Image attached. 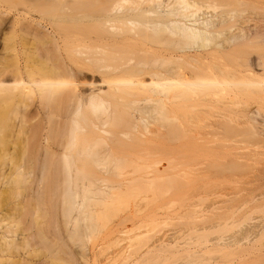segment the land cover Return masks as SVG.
Instances as JSON below:
<instances>
[{
	"label": "bare ground",
	"instance_id": "1",
	"mask_svg": "<svg viewBox=\"0 0 264 264\" xmlns=\"http://www.w3.org/2000/svg\"><path fill=\"white\" fill-rule=\"evenodd\" d=\"M253 9L264 0H0V168L10 171L0 181L28 193L0 212V264L59 260L58 198L67 222L83 217L89 230L133 186L178 195L185 209L195 181H264V20ZM228 206L214 222L179 215L196 232L220 228L198 246L135 247L136 233L127 256L148 264L172 250L175 264H206L208 244L225 243L223 228L240 219Z\"/></svg>",
	"mask_w": 264,
	"mask_h": 264
},
{
	"label": "rangeland",
	"instance_id": "2",
	"mask_svg": "<svg viewBox=\"0 0 264 264\" xmlns=\"http://www.w3.org/2000/svg\"><path fill=\"white\" fill-rule=\"evenodd\" d=\"M253 12L257 14L255 17L260 20H264V11L256 10ZM249 109L254 110L255 106L251 104L249 105ZM196 167H192L191 174H193L191 176L194 175L195 172L193 169ZM255 168L257 169L258 166ZM255 168L252 170L254 173L256 171ZM0 173L8 174L10 171L5 168H0ZM218 175L220 176L221 174ZM218 175L215 176V178L212 177L216 179L214 181L210 178L212 179L210 180L211 183H215L216 185H211L210 183V186L209 184H204L203 181H195L194 183L196 184H190L192 186V190L195 188L192 194H196V197H191L190 194H188L191 191H187V194L191 199L189 196H185L186 199L189 198L190 200L187 202L185 201V206L187 207H184L185 209L181 207L184 205H178L180 210H178V207L176 206L178 195L176 196L177 199L174 195V198L177 200L176 201L172 196H169L172 193H168V191H165V194L163 192L159 193L156 190L151 192L150 189L146 191L148 189L147 187L144 191L140 188L135 189V186H133L126 194H122L113 203L107 204L104 212L101 213V216H98L93 229L89 230L85 227L83 217L79 218L77 225L68 223L65 217L66 215L61 209L66 205L64 204L61 206L63 202L59 198L56 199V209H53L54 215L52 228H50V230L52 232H57L59 237L63 240L65 253L59 254V260L57 262L54 261V264H66L69 260L72 261V264H132L135 257L127 256V247L129 238L136 233L142 234L144 238L134 243L135 247L142 246L143 248L151 245L156 248H160L161 245L174 244V241H178V239L180 240V243L182 241H187L198 246L199 241L197 243V235H199V238L201 237L200 235H202L201 233L214 232V230L218 231L220 228L217 227V229L213 227V229L207 228L196 232L192 229L196 228V224L194 225L193 223L191 226L194 225L195 227L192 226L191 228V226H189V228H187L186 226L189 225V223L187 224V221L190 220V218L188 220L187 217L192 216L190 215L192 213L190 209L192 208V211L194 212L192 213L194 216L191 218L193 220H190V222L194 220L214 222L216 219L214 217H219V214L221 215V213L224 215L227 209L230 210V206L228 205H231V207L233 205H240L237 210L234 209L236 211L234 216L236 219H240L235 222L229 221L227 223V227L225 226L226 228L221 226L225 231H222L221 233V236L223 234L222 237L225 243L219 242V247H213L212 244H208L211 252L207 253L205 256V258L209 260L206 264H264V181H258L256 183V181L251 182L249 179H245V177L243 178L242 176H237V179L235 178V180H233L234 177L223 175L221 178L218 177ZM225 176L226 178H224ZM6 177H8V175H6ZM230 178H232V180ZM241 178H243V180ZM207 181L209 180H206L205 183H208ZM0 183V212L9 204L14 203V205H20L22 202L27 200L28 193L27 189H25L26 187L21 186L20 188H16L13 184H6V179H3ZM205 185L208 187L204 188L206 187ZM188 187H186L185 190H182L186 191V189H191ZM211 188L213 189L210 190ZM155 192L156 194L158 193L157 196L161 194V196L158 197L159 200H156V194H154ZM182 193L180 196L184 198ZM163 195L165 198L168 197L166 198L167 200L164 199ZM251 195L253 197L255 196L253 202L247 201L248 197ZM160 197L164 200L161 204H159L161 201ZM171 197L176 201V203L173 202L172 204V201L170 202V200H172ZM183 198L182 200H184ZM180 200L179 203H182V200ZM167 201H169L171 205L166 207L164 204ZM31 204L32 207L37 205L35 201H32ZM163 207H166L167 211L165 208L163 209ZM168 207L171 208L169 209ZM172 207L177 209L179 212L182 210L180 213L175 211L179 213L177 214L178 216L174 215L173 211L175 209ZM19 208L20 207L17 206L13 211L14 219H17L18 216L22 215V210H19ZM187 209L191 212L190 214L188 213L189 211H187L188 214L183 213V211L186 212ZM185 214L186 216L188 215L187 217L185 216L187 220H185L184 217L181 219L182 217L179 215L184 216ZM195 214L196 218H193L195 217ZM211 218H214V221H212ZM37 221L41 224L44 219L38 216ZM184 222H186V225H184ZM21 223L31 225L33 224V217L30 215H24L22 216ZM209 225L210 224H206L207 227H209ZM42 226L45 227L43 224ZM135 227L138 229L134 231ZM35 229L36 228L32 226L31 231L35 232ZM74 232H76V236L73 235ZM210 235L209 239H215L217 237L216 233H212ZM244 237L247 239L245 240ZM236 240H240L239 245L233 244ZM212 243L216 244L217 242ZM222 245H224V247H222ZM246 247H253V249L246 250ZM241 249L245 251H241ZM172 252V250L160 251L157 253L158 259L149 262L148 264L181 263L179 256L173 254ZM228 253L233 254V258H230L227 255ZM51 259V255L43 253H40L37 257L32 258L36 264H50Z\"/></svg>",
	"mask_w": 264,
	"mask_h": 264
}]
</instances>
